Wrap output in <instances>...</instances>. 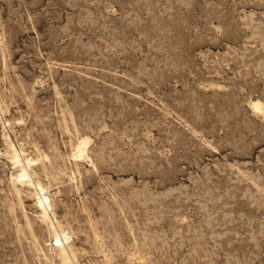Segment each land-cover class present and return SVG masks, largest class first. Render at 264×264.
Masks as SVG:
<instances>
[{
    "label": "rangeland",
    "instance_id": "1",
    "mask_svg": "<svg viewBox=\"0 0 264 264\" xmlns=\"http://www.w3.org/2000/svg\"><path fill=\"white\" fill-rule=\"evenodd\" d=\"M255 99L264 0H0V264H64L12 143L73 264H264Z\"/></svg>",
    "mask_w": 264,
    "mask_h": 264
},
{
    "label": "bare ground",
    "instance_id": "2",
    "mask_svg": "<svg viewBox=\"0 0 264 264\" xmlns=\"http://www.w3.org/2000/svg\"><path fill=\"white\" fill-rule=\"evenodd\" d=\"M252 105L254 106V108L256 110H259V111H262L264 112V104L255 99L252 101ZM7 123V122H5ZM3 137H4V134H3ZM8 139V137H7ZM81 140L79 141V144L77 145V148H76V151L74 152L75 156L77 157H85L86 154V148H87V145L89 143V139L87 137H81L80 138ZM10 140V139H9ZM11 142V141H10ZM12 148H13V151L10 155V159H12L13 161L11 162H14L13 166H18L19 169H20V173L18 175V181L20 182V184H31V185H34L36 188L40 189V192L35 193L38 198V203H39V206H41V212H42V216H44V219H48L46 221H48V223L50 222V225L51 226V231L53 232L54 234V240H56V244L58 245V250L62 256V262L64 264H73L72 262V258H71V254H69V251L67 250L66 246H65V241H68V238H69V235L68 233L61 227L59 226V224H54V219H52L51 215H50V212L48 211V209L50 208L51 206V199L49 198V196L46 194V190H45V187L43 186V184L40 183V181L38 180H34L33 178V175L31 173V171L28 169V165H30L31 163L35 162V159L34 158H26V161L28 159V162H26L24 160V157L22 156V153L24 150H18L15 145L12 143ZM11 148V149H12ZM26 152V150H25ZM24 152V153H25ZM5 153V152H4ZM8 153V152H7ZM6 153V155H7ZM12 157V158H11ZM30 157V156H29ZM39 157V156H38ZM43 164V163H42ZM39 171V170H38ZM15 177V176H14ZM13 179V178H12ZM11 179V180H12ZM38 179V178H37ZM17 180V179H16ZM17 188V187H16ZM20 188V187H19ZM17 190V189H16ZM21 191V190H20ZM35 191V190H34ZM18 192H19V189H18ZM18 195V194H17ZM19 196V195H18ZM21 200V199H20ZM22 202V201H21ZM37 202H34V204H36ZM28 215V214H27ZM35 216V215H34ZM54 217V215H53ZM37 218V217H36ZM26 220H27V217H26ZM54 220V221H53ZM28 223V222H27ZM46 224V223H45ZM29 225V224H28ZM65 225V224H64ZM69 228V227H68ZM96 232V231H95ZM96 236V235H95ZM56 245V246H57ZM55 246V248H56ZM72 251V250H71ZM71 253V252H70ZM75 259V258H73Z\"/></svg>",
    "mask_w": 264,
    "mask_h": 264
}]
</instances>
